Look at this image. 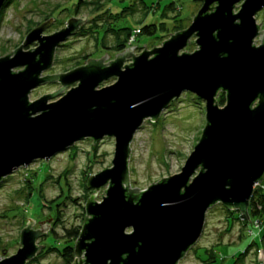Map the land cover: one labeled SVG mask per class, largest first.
<instances>
[{"label": "water", "instance_id": "water-1", "mask_svg": "<svg viewBox=\"0 0 264 264\" xmlns=\"http://www.w3.org/2000/svg\"><path fill=\"white\" fill-rule=\"evenodd\" d=\"M201 2L191 23L161 45L137 55L136 45L127 47L106 65L104 54L41 76L55 48L85 17H70L64 27L43 34L50 18L0 56V181L79 139L90 137L94 144L114 138L112 166L87 179L88 188L108 187L100 202L93 193L85 203L70 264H178L199 238L207 209L218 202L250 222L253 185L264 177V30L255 20L264 0ZM5 3L0 0V11ZM192 37L197 48L184 51ZM34 42V48L24 49ZM127 58L131 61L124 63ZM111 77L113 83L98 87ZM51 81L60 88L28 99L32 89ZM184 91L204 101L206 122L198 142L179 172L143 191L130 189L127 159L134 133ZM219 91L225 93L223 106L216 102ZM31 225L29 219L20 246L0 257V264H26L36 255L42 246L36 240L50 225L41 230Z\"/></svg>", "mask_w": 264, "mask_h": 264}, {"label": "rangeland", "instance_id": "rangeland-1", "mask_svg": "<svg viewBox=\"0 0 264 264\" xmlns=\"http://www.w3.org/2000/svg\"><path fill=\"white\" fill-rule=\"evenodd\" d=\"M143 2L84 0L79 6L78 0H9L0 12V56L21 45L31 29L48 19L53 20L43 31L45 34L64 26L70 17H85L80 28L83 34L71 37L57 50L55 62L46 72L63 73L83 63L87 56L99 59L106 54L112 58L110 49L115 48L118 38H123L128 29L132 34L134 29L152 22L158 27L154 34L136 33L135 42L126 46L136 45L133 53L137 55L144 49L161 45L170 34L186 28L202 5L201 0ZM169 2H172V7H166ZM240 3L234 11L238 10ZM94 13L101 14L95 21L92 19ZM255 20L260 23V30H264V9L255 14ZM160 26L166 30L160 32ZM258 38L259 35L254 40L256 45L261 42ZM196 48L192 37L183 50L191 52ZM103 51L105 53L101 54ZM129 60L124 63H129ZM109 81L112 80H105L100 85L105 86ZM71 86L74 84L49 100H56ZM55 88L54 82L44 84L30 91L28 99L32 101L60 87ZM222 95L223 104L219 102ZM216 102L223 106L225 94L219 93ZM205 122L203 100L187 91L173 99L156 120L146 118L129 145V188L143 191L152 182L179 172L198 142ZM92 143L89 137L79 139L55 152L47 161L37 158L0 181V257L17 250L20 231L30 219L32 229L41 230L45 223L50 227L37 238L36 244L42 246L26 264H68L60 252L66 245L74 248L77 237L73 231L81 230L87 199L94 193L93 200L100 202L108 187L104 185L99 190L88 188L87 179L112 166L114 138L104 136ZM256 219L262 224L259 229L253 225ZM251 229L255 238L250 233ZM263 232L264 214L249 222L237 210H228L221 203H215L205 213L199 238L178 264H264V241L260 242Z\"/></svg>", "mask_w": 264, "mask_h": 264}, {"label": "trees", "instance_id": "trees-1", "mask_svg": "<svg viewBox=\"0 0 264 264\" xmlns=\"http://www.w3.org/2000/svg\"><path fill=\"white\" fill-rule=\"evenodd\" d=\"M142 2H143V0H142ZM78 3L80 6V5H82V3H84V0H78ZM166 7H172V2H169L168 5H166ZM100 16H101L100 13H94V16H92V19L95 21ZM157 28L158 27H156V25L153 24L152 22L147 23V24H144L140 27L139 34L151 35L157 31ZM159 29H160V32H163L166 30V27L160 26ZM130 33H131V31L128 29L127 32L124 34L123 38L117 39V41H118V44L116 45L117 50H123L126 48L127 40L130 36ZM117 36H118V34H117ZM219 102L223 104V95L220 97ZM263 180H264V178H263ZM248 212H249L250 220H252L254 218H260L264 214V192H262L259 188H255L253 190V194L249 200ZM79 232H80V230L74 229L73 235L77 237ZM262 241H264V232L260 236V242H262ZM257 243H259V242H257ZM60 254L64 258L66 263L70 264L74 258V248L72 246L66 245L63 248V250L60 252Z\"/></svg>", "mask_w": 264, "mask_h": 264}, {"label": "flooded vegetation", "instance_id": "flooded-vegetation-1", "mask_svg": "<svg viewBox=\"0 0 264 264\" xmlns=\"http://www.w3.org/2000/svg\"><path fill=\"white\" fill-rule=\"evenodd\" d=\"M8 1H9V0H6L5 5L7 4ZM5 5L2 7V9L5 7ZM2 9H1V10H2ZM0 12H1V11H0ZM87 20H88V19H87ZM64 26H65V24H64ZM64 26H62V27H64ZM62 27H60V28H62ZM81 27H82V26H80V27L78 28V30H77L73 35H71L70 37H68L65 41H63L62 43H60V44L55 48L54 55H53V59H52L51 65H50V67H49L48 69H50V68L53 66V63L55 62L56 52H57V50H58L59 48H61L62 46H64V45L69 41V39H70L71 37L77 35L78 33L83 34V31L80 30ZM60 28H58V29H60ZM58 29H56V30H58ZM56 30H55V31H56ZM43 34H45V33L43 32ZM117 44H118V41L115 42V48H113V49L111 48V49H110V52H111V56H112V58H110L109 55H107L108 57H107L106 59L103 60L102 64H105V65H106L107 62H108L109 60H113V59L115 58L116 54H117L118 52L121 51V50H117V49H116V45H117ZM36 45H37V44L34 42V43H32V44H30V45L24 47V49H29V48L32 49V48H34ZM100 46H101V44H100ZM103 53H105V51L101 52V54H103ZM101 54H100V55H101ZM100 57H101V56H100ZM98 58H99V57H98ZM88 59H96V58L87 56L86 59L83 60V63H80V64H78V65H75V66H73V67H71V68H68V69L62 71V72H65V71L71 70V69H73V68H75V67H77V66L84 65V64L87 62ZM48 69L44 70V71L41 73V76H43V75H47V74H53L52 72H51V73L46 72ZM112 78H113V79H112ZM110 79L113 81L114 79L116 80V77H111V78H109L108 80H110ZM112 81H109L108 84H110V82L112 83ZM53 82H54V84L56 85L55 90H56L58 87L61 86V84H60L58 81L44 82V83L38 85L37 87H35L34 89H32L31 91L35 90L36 88H38V87H40V86H42V85H44V84H47V83H53ZM108 84L106 83L105 85H108ZM74 85H76V84H74ZM101 86H104V85H99L98 87H101ZM219 93L221 94V93H224V92L219 91ZM224 94H225V93H224ZM42 95H44V94H42ZM42 95H41V96H42ZM39 97H40V96H39ZM51 101H53V100H48V102H51ZM203 103H204V101H203ZM89 138H90V137H89ZM91 139H92V138H91Z\"/></svg>", "mask_w": 264, "mask_h": 264}, {"label": "built area", "instance_id": "built-area-1", "mask_svg": "<svg viewBox=\"0 0 264 264\" xmlns=\"http://www.w3.org/2000/svg\"><path fill=\"white\" fill-rule=\"evenodd\" d=\"M139 31L140 30L138 28L133 30V33L130 34V36H129L128 40H127V45L135 42V40H136V33H139ZM127 59H130V58H127ZM130 61H131V59L128 62H130ZM255 188H259L262 192H264V183H263V180L262 181L255 182L253 190ZM260 224H261V221L259 219L258 220L256 219V220L253 221V225H254L255 229L256 228L259 229ZM261 226H262V224H261ZM250 233L253 234V237H254V233L255 232L253 231V229L250 230Z\"/></svg>", "mask_w": 264, "mask_h": 264}]
</instances>
